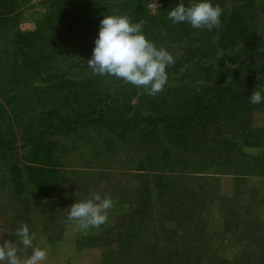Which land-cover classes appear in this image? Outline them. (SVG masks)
<instances>
[{
  "label": "trees",
  "instance_id": "1",
  "mask_svg": "<svg viewBox=\"0 0 264 264\" xmlns=\"http://www.w3.org/2000/svg\"><path fill=\"white\" fill-rule=\"evenodd\" d=\"M120 1L46 0L45 14L28 30L15 24L16 8L0 10V175L13 176L16 186L15 201L0 212L3 228L20 254L30 255L31 249H24L13 232L27 224L36 233L31 216L41 210L43 230L36 239L41 237L49 245L60 241L74 199H67L70 193L59 186L60 175L52 166L53 140L60 132L79 131L82 125L98 126L113 150L117 151L116 141L105 130L141 152L142 158L131 157L127 168L133 171L131 175L146 178L140 186L124 188L120 195L108 194L126 207L124 222L120 223L118 214L101 237L97 230L79 234L77 244L115 242L117 246L105 252L103 264H214L220 260L222 243L206 234L205 225L198 220L204 213L203 202L206 205L217 199L228 229L225 240L237 251L234 264H251V256L239 251L235 239L243 235L240 229L248 222L246 218L263 204L260 200L251 204L256 194L251 202L241 204V196L248 194L240 191V195L238 189L251 192L253 178L264 179V127H253L250 120V111L264 110V103L249 102L252 91H264V39L245 43L249 38V21L241 12L245 0L219 4L224 11L216 46L222 54L208 65L199 57L176 62L174 72L189 64L197 74L174 73L168 76L166 90L156 94L114 76L94 74L88 66L103 15H121L126 3L127 16L142 21V29L160 22L139 2ZM157 32L150 28L147 36L156 38ZM213 33H203L202 42ZM236 51L243 53L238 61ZM123 87L129 88L130 95L116 98ZM77 93L86 96L77 100ZM131 96L137 97L136 104ZM215 144L231 148V159L238 164L231 170L235 175L229 194H221L217 186L208 188V184H219L218 176L184 173L190 172L186 169L196 157L191 156L193 152ZM17 151L22 153V162L16 161ZM171 220L176 221L174 227L166 224ZM259 221L257 229L264 231V222ZM108 233L110 238L105 237ZM261 238L253 240L252 245H259V257L253 264H264V236Z\"/></svg>",
  "mask_w": 264,
  "mask_h": 264
},
{
  "label": "rangeland",
  "instance_id": "2",
  "mask_svg": "<svg viewBox=\"0 0 264 264\" xmlns=\"http://www.w3.org/2000/svg\"><path fill=\"white\" fill-rule=\"evenodd\" d=\"M132 1L139 2V4L144 5L148 10L149 15L157 18L160 22H155L153 26H146L142 29L145 36L154 42L157 47H163L169 50L174 56V63L167 68L168 76H174L177 72L184 73L193 76L197 74L196 70L186 64L184 68H178V71H173L172 66L176 62L186 63L192 58L199 57L202 63L208 65L210 60H213L217 54H222V50L218 48L217 45V28L212 30L208 29H195L188 23H174L168 18V9L175 6L178 0H121L120 2L130 3ZM222 0H213L214 3L220 4ZM12 2V4H8ZM46 0H0V10H4L6 6L16 8V13L13 14L15 17V24L22 30L33 29L37 19L45 14ZM110 2V0H109ZM185 4H188L190 0H184ZM111 3H114L112 1ZM126 3L123 4L125 11L121 15H127ZM241 12L249 21V38L244 39L245 43H252L254 40L262 41L264 39V0H245L243 7H241ZM118 15V14H117ZM253 15V16H251ZM129 17V16H128ZM252 17V18H251ZM133 23H137L140 26L143 25L142 21H138L136 17H129ZM246 18H244L246 20ZM160 23V24H159ZM158 30L156 38H150L147 36L149 29ZM207 31H214L211 37L207 39L204 36L202 42V34ZM201 32V34H200ZM196 36V37H194ZM232 42L236 40V37H229ZM191 44V46H190ZM206 44L204 48L202 46ZM188 45V46H187ZM190 46V47H189ZM237 58L235 61L240 59L243 53L236 51ZM175 73V74H174ZM182 75V74H181ZM163 90H166L165 88ZM162 90V91H163ZM74 96L78 98L77 100H82L86 95H81L80 93ZM130 95V90L127 87H123L116 98H122ZM1 99V98H0ZM131 101L133 104L138 102L136 96H131ZM250 120L253 127H264V110L254 108L250 111ZM84 128L77 132L65 134V132H60L62 134H57L56 138L53 140V154H52V166L57 168L59 178V186L61 190L70 193L67 199H85L90 197L94 192L101 191L102 193L109 194L114 191V194L120 195L119 193L125 192L124 188L132 189L133 186H140L141 181H144L145 176H133L131 175L133 171L128 170L127 167L130 166L132 160L131 157L135 159H141L142 154L136 149L131 148L125 144L119 137L115 136L113 133L105 130V134L112 137L117 146V151L112 149V144L108 139L102 135V128L98 126H88L82 125ZM49 138V136H48ZM46 137V139H48ZM212 146V145H211ZM199 150L193 152L196 156L190 159L188 168L186 169L190 172H184L185 174H192L194 171L205 172L203 175L207 176H218L220 178L219 184L216 185L211 183L210 186H217V190L221 194H229L231 188V181L235 174H232L231 170H236L238 164H235L236 160H232L233 150L231 148L223 149L218 148L217 144L213 145L210 149ZM113 151V152H112ZM259 149L255 152H258ZM111 152V153H110ZM249 152V150H248ZM21 151L16 152V161L22 162ZM191 154V153H190ZM130 156V159L128 157ZM202 159V160H200ZM201 161V162H200ZM192 162V163H191ZM198 162H200L198 164ZM183 168V167H182ZM187 168V167H186ZM184 170V169H179ZM138 174V171H134ZM180 171L177 172V174ZM181 174H184L180 172ZM14 177L5 178V175H0V212L2 210L7 211L11 206V201H15L13 190L15 183L13 181ZM253 183L255 185L251 192L249 190H244L242 188L237 189L241 195L240 191L247 193L248 195L241 196L239 201L241 204H247L251 202V198L254 194L257 195L256 198L251 202V204L260 200V203L256 210L251 213L248 218V222L243 224L240 229V234L238 235V240L236 244L239 245V251L242 254H249L250 263L257 261L259 257V245L255 246L253 240L263 239L264 231H258L256 226V221L260 219V223L264 222V179H258V177L253 178ZM127 186H131L128 188ZM207 186V185H206ZM16 187V186H15ZM209 189H204L205 192H210ZM258 191H257V190ZM214 197V195H213ZM113 203L114 200H113ZM217 199L213 201H207L206 205L203 202L204 213L201 215L199 222L205 225V233L213 235L216 242L222 243L221 252H218L220 260L214 264H234V259L236 258V253L234 248L228 247V241L225 240L228 229L223 224V217L221 215L222 205ZM224 204V202H223ZM126 207L121 209L120 223L124 222L126 219ZM261 210V211H260ZM114 209L110 208L108 210V219L99 227H90L87 230L80 229L76 221H70L64 226L63 237L54 245L46 244L42 242L41 237H37L35 245L45 247L47 249V258L45 264H103L107 257L108 250H113L117 244L113 241L107 243H102L101 245L90 246L86 242H82L80 246L77 244V239L79 234H89L93 230H97L99 237L101 233L107 232L106 228L111 227L109 225L111 219L114 215ZM261 214V218L260 215ZM125 215V216H123ZM34 220V228L36 234L42 232L43 228V213L41 210H37L34 215L31 216ZM34 217V218H33ZM3 219L0 217V242L4 240H10L9 231L3 228ZM258 222V223H259ZM257 223V224H258ZM168 227H174L176 221H169L166 223ZM102 227V228H100ZM105 227V228H104ZM110 233L105 237L110 238ZM261 236V237H259ZM79 241V239H78ZM214 241V240H212ZM214 241V242H215ZM241 247L243 249H241ZM31 251V250H30ZM211 257V254H206ZM111 257V256H110ZM184 264H194L192 262H186ZM206 264V263H201ZM238 264V263H237Z\"/></svg>",
  "mask_w": 264,
  "mask_h": 264
},
{
  "label": "clouds",
  "instance_id": "3",
  "mask_svg": "<svg viewBox=\"0 0 264 264\" xmlns=\"http://www.w3.org/2000/svg\"><path fill=\"white\" fill-rule=\"evenodd\" d=\"M223 11L213 0H190L188 4L178 0L168 9V18L174 23L186 22L195 29L212 30L221 25ZM87 61L94 74L114 76L156 94L168 83L167 68L174 63V56L166 48L157 47L127 15L109 14L100 20ZM249 102L264 103V91H252ZM112 206L110 195L96 191L88 198L74 200L68 206L67 219L76 221L83 230L99 227L107 221ZM13 234L24 249H31V254L22 256L16 243L4 240L0 242V264H45L47 249L34 244L36 233L27 224L20 225Z\"/></svg>",
  "mask_w": 264,
  "mask_h": 264
},
{
  "label": "crops",
  "instance_id": "4",
  "mask_svg": "<svg viewBox=\"0 0 264 264\" xmlns=\"http://www.w3.org/2000/svg\"><path fill=\"white\" fill-rule=\"evenodd\" d=\"M112 208L114 209V215L111 219V222L109 223V225H112L115 222L116 216L121 212V209L123 208V205L121 204H117V203H113ZM93 232H95V230L91 231L90 233L92 234Z\"/></svg>",
  "mask_w": 264,
  "mask_h": 264
}]
</instances>
